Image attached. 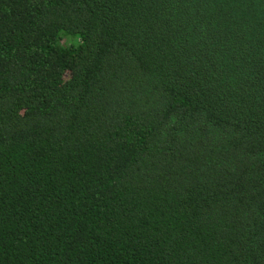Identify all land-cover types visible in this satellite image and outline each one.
<instances>
[{"label":"trees","instance_id":"obj_1","mask_svg":"<svg viewBox=\"0 0 264 264\" xmlns=\"http://www.w3.org/2000/svg\"><path fill=\"white\" fill-rule=\"evenodd\" d=\"M0 264H264V0H0Z\"/></svg>","mask_w":264,"mask_h":264}]
</instances>
